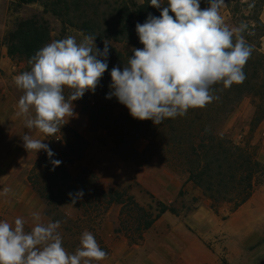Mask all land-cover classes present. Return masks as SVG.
<instances>
[{"label":"rangeland","instance_id":"1","mask_svg":"<svg viewBox=\"0 0 264 264\" xmlns=\"http://www.w3.org/2000/svg\"><path fill=\"white\" fill-rule=\"evenodd\" d=\"M248 2L231 0L229 7L225 3L226 6L221 12L225 24L230 28L243 25L245 23L243 16L249 14V9L241 7V4ZM201 3L204 4L205 0H201ZM237 7L239 12L235 13ZM262 11L264 8L260 12V20L264 23ZM41 12L42 8L38 4L17 9L14 0H0V221L14 224L15 218L22 217L25 220V231H30L34 226L31 216L33 212L40 213L41 222L45 224L58 220L61 222L58 231L62 236L63 247L69 254H74L79 247L82 233L89 231L107 253L106 259L93 264H191L192 257L199 256L205 259L203 256L207 255L213 260L212 264L264 263V212L253 204L251 211L245 212L235 225V229L238 228L236 236H226L225 226L221 221L229 218L230 206L221 203L215 213L210 209V202L203 197L201 191L193 184L186 183L187 176L182 170L167 167L157 154L149 151V120H138L139 125L136 128L134 124L122 118L123 114L129 111L127 107L119 103L115 97L106 98L110 92V72L103 75L94 93L86 92L82 98L72 101L74 116L69 118L54 136H45L36 129L25 128L24 117L17 115L18 100L23 92L16 87L14 77L31 69L27 70L24 61L8 58L4 38L13 30L15 22L33 15L41 16ZM44 18L50 26V42L67 36L76 37L78 42L83 39L82 33L67 26L63 27L51 15L47 14ZM136 41L138 47H132L128 43L114 46L120 52L133 53V48L143 47L138 35ZM260 49L264 53V37L260 39ZM68 93L69 90L66 89V97ZM85 101L93 106L94 114L99 118L100 122L96 126H91L81 109ZM254 111L255 100L252 97H244L217 127V132L235 144L245 147L264 163V120L251 131L250 122ZM68 129L88 142L82 157L78 160L72 159L70 162L68 161L71 158L68 156L70 150L66 145L67 139L71 137ZM26 134L43 140L42 142L48 144L53 152L60 153V159L72 178H81L84 170L86 171L84 174H91L94 177L95 185L101 191L124 190L143 207L151 206L154 209L157 202H162L172 204L177 209L178 216L168 212L163 214L179 217L177 221H170L167 219L169 217L161 221L162 215L157 227L150 228L148 263L143 261L145 257H138L142 250L136 255L132 253L136 250L133 249L134 244L129 243L123 232L115 233V230L122 229L118 220L120 210L118 205H111L103 212L102 204L99 201L96 204V200L91 199L90 204L99 205L98 210L101 211L87 212L83 215L73 206L49 208L38 198L29 183V177L38 174L40 184L47 186L45 179L49 172H46V175L42 174L44 169L33 172L35 163L45 151L37 153L26 151L22 140V136ZM129 166L141 169L142 184L138 183L135 177L129 178L131 174ZM84 177L88 179L86 188L91 190L93 186L91 179L88 175ZM259 179L255 190L264 189V178ZM177 183L179 187L176 189ZM6 188L9 189L7 193L4 192ZM181 190L182 194L179 195ZM198 210H201L202 214L211 211V214L218 217L217 224L206 229L204 233L196 234L194 225L198 218L194 216H199L195 214ZM171 225H175L172 234ZM131 228L133 229V226ZM187 231L201 236L202 245L197 242L198 237L195 236L197 239L195 237L193 239L190 237L192 235L188 236ZM189 237L195 245L192 241L187 244L186 238ZM179 240L187 246L180 245ZM141 243L137 245H142ZM144 248L146 247H143V250Z\"/></svg>","mask_w":264,"mask_h":264},{"label":"clouds","instance_id":"2","mask_svg":"<svg viewBox=\"0 0 264 264\" xmlns=\"http://www.w3.org/2000/svg\"><path fill=\"white\" fill-rule=\"evenodd\" d=\"M200 2L150 0L152 7L161 9L160 16L149 14L143 24H136L143 47L132 49L123 70L112 68L107 99L115 97L134 119L160 125L218 99L213 95L215 85L227 89L244 82L243 69L253 51L243 36L246 26L225 24L220 14L225 0H207L204 9ZM95 40V35H86L79 42L74 36L52 41L29 59L30 71L14 77L23 92L17 115L24 117L25 128L54 136L74 116L72 101L95 92L108 69L110 45L105 40L100 49ZM22 140L28 152L45 151L53 171L62 163L52 159L55 153L43 140L29 134ZM68 195L75 204L84 192ZM31 216L30 231H25L22 217L14 224L0 221V264H93L106 259L91 232H83L79 247L69 254L58 231L61 222L42 223L38 212Z\"/></svg>","mask_w":264,"mask_h":264},{"label":"trees","instance_id":"3","mask_svg":"<svg viewBox=\"0 0 264 264\" xmlns=\"http://www.w3.org/2000/svg\"><path fill=\"white\" fill-rule=\"evenodd\" d=\"M230 1L225 0L227 7ZM247 1V4H241V7L249 9V14L243 16V25L246 26L243 36L253 47V51L243 69L246 75L244 82L233 84L227 89L222 84L215 85L213 95L218 99L204 108L189 109L186 115L165 119L160 125L149 120V151L157 154L167 167L182 170L187 176L186 183L193 184L201 191L215 213L221 203L228 204L230 212L236 211L251 198L258 185L257 180L264 178V163L245 147L217 132V127L244 97L255 100L250 130L264 120V53L260 49V39L264 37V23L260 20L264 0ZM149 2L150 0H144L142 4L135 0H14L17 9L38 4L42 12L41 16L33 15L15 22L13 30L4 38L7 56L10 60L24 61L27 70H30L29 59L51 41L50 26L44 18L49 14L63 27L73 28L83 36L95 35L96 46L100 49H103L105 40L109 41L108 69L103 75L111 72L114 66L123 70L128 57L133 53L120 52L114 45L128 43L132 47H138L136 24H143L149 14L159 17L161 13V9L152 7ZM234 12H239L238 7ZM170 15L174 14L170 12ZM81 109L91 126L100 122L88 101H85ZM122 118L138 128V120L129 111ZM68 131L71 137L67 139L66 145L70 150V162L82 157L88 142L73 130ZM54 153L52 159L61 161L60 153ZM61 162L53 171L45 152L35 163L33 172L40 169H44L42 174L49 172L45 179L47 186L40 184L38 174L29 177L35 194L49 208L73 206L84 215L87 212L101 211L98 210L99 205L90 204L91 199L96 200V204L97 201L102 204L103 212L111 205H118V220L122 229L115 230V233L123 232L129 243L134 245L142 241L144 232L163 214L168 212L179 215L172 204L157 202L153 209L151 206H141L124 190L101 191L96 187L94 177L84 174V170L81 178H72L63 161ZM86 175L91 179V190L86 188ZM80 190L84 192L83 198L72 204L68 194ZM181 194L182 190L179 195Z\"/></svg>","mask_w":264,"mask_h":264},{"label":"crops","instance_id":"4","mask_svg":"<svg viewBox=\"0 0 264 264\" xmlns=\"http://www.w3.org/2000/svg\"><path fill=\"white\" fill-rule=\"evenodd\" d=\"M136 1L138 3H142L143 2V0H136ZM208 6H209L208 3H204L203 4V3L200 2L201 9L207 8ZM222 11L223 10L221 8L220 14H221ZM262 15H264V11H262ZM261 19H262V16H261ZM262 21H264V19H262ZM129 170H130L129 172H131V174L129 175V178L132 179L133 177H135L137 179V182L141 183V181H142L141 177H140L142 175L141 174V169H137L135 166H131V167L129 166ZM178 187H179V184L177 183L175 185V188L177 189ZM253 204L257 205V209L258 210L264 212V189L255 190L254 193L252 194L251 198L245 204H243L241 207H239L236 211L230 212L229 218H227L223 222L221 221L223 226H225L224 229H225L226 236H228V235H231L232 237L236 236V230L238 231V228L235 229V227H236L235 225L237 224V222H239V220L242 218V216L245 214V212H250L251 211V207L253 206ZM195 214L199 215V216H196V215L194 216V217L198 218V221L194 225V230H195L194 232H196V234H198L199 232L200 233L201 232L204 233V231L206 229L210 228L215 223L217 224L218 215L215 216V214H211V211H209V213H203V214H205V215H203L201 210H198V212L197 213L195 212ZM166 217H169L167 219H169L170 221H177L178 218H179V217H176V216L173 217V216L163 215L161 217V221L163 219H166ZM187 218L189 219V217H187ZM258 219H260V218H258ZM159 222H160V219L156 221V223L153 225L152 228H156ZM171 227H173V228H172V231L170 232V234H172V232H173V230L175 228V225L174 226L171 225ZM182 228H183V224H182ZM149 231H150V229H148L147 231L144 232L143 239L141 241L142 245H132L133 249L134 248L136 249L132 253L134 255H136V253H139V251L142 250L139 253L138 257H140V258L145 257V259L143 261H145L146 263L149 262ZM187 233L189 234L188 236L192 235L190 237H192L193 239L196 236L195 234H191L188 231H187ZM190 237L186 238L188 240L187 244L191 243V241H192V239ZM196 237H198L199 239H197ZM196 237L195 238L197 239V242H199L202 245L201 236L200 237L196 236ZM178 243H180V245H182V246L185 244V243L181 242V240H179ZM193 244H194V242H193ZM184 246L186 247L187 245H184ZM143 247H146V248H144V250H143ZM197 247H198V249H200L199 245H197ZM187 252H189V251H187ZM181 254H182V252H181ZM203 257L205 259H202L199 256H198V258L192 257V259H193L192 263L193 264H212L213 263V260L211 258H209L210 256L207 255V256H203ZM261 264H264V263H261Z\"/></svg>","mask_w":264,"mask_h":264}]
</instances>
